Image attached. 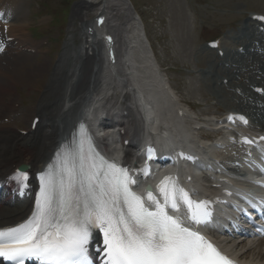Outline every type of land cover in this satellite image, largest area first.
I'll return each mask as SVG.
<instances>
[{"label": "snow or ice", "instance_id": "1", "mask_svg": "<svg viewBox=\"0 0 264 264\" xmlns=\"http://www.w3.org/2000/svg\"><path fill=\"white\" fill-rule=\"evenodd\" d=\"M154 152L148 149L149 160ZM10 179L27 187L28 176L19 169ZM40 182L31 216L0 228V258L8 264H94L89 251L94 229L103 234V249H96L103 252L102 264H233L204 236L169 215L182 201L192 222L206 223L211 218L207 201L192 200L175 177H165L159 185L163 203L149 188L153 208L145 206L132 190L136 181L129 169L99 156L84 129L79 144L63 146ZM249 204L264 213V200Z\"/></svg>", "mask_w": 264, "mask_h": 264}, {"label": "rangeland", "instance_id": "2", "mask_svg": "<svg viewBox=\"0 0 264 264\" xmlns=\"http://www.w3.org/2000/svg\"><path fill=\"white\" fill-rule=\"evenodd\" d=\"M87 1L88 0H32V11L29 9L25 16L26 24H28V28L26 27L27 31L30 32L34 41L45 42L48 37H51L52 43L45 48L41 56H28L23 59L22 66L19 67L16 72L19 76V80L17 84H15V88L3 95V102L11 103L12 100L16 98L17 100H24L27 105H29L40 98L38 97L40 95V90H46V87L43 85L44 82L45 85L47 81L51 83L49 89L46 91L57 88L60 84H63V86L66 85V74L69 72L60 75L62 71H58V67L56 66L54 68V66L57 64L58 57L63 56L65 51L68 52L67 46L71 49V53L73 48L78 51L83 47L85 39L80 37L81 19L83 17L77 15L83 7L87 5L90 6ZM131 1L135 11L139 13L144 22L143 25L146 29L149 43L154 50L155 59L166 71V75L169 77L174 92L179 95L183 102H187L197 109L195 113L190 112V117L185 120L187 127L191 128L190 126L195 123L192 121L193 118H191L195 115L199 117L213 115L216 114L217 111L221 112L229 108H237L238 104L244 100L254 101L256 99L249 95L240 98L234 91H230L229 88L227 90L225 88L218 90L214 86L215 79L210 77V75L205 76L202 72L205 69H209L208 67H216L213 60L216 58V53L208 51L205 42L208 39L220 36L223 49H225V51L228 50L231 55H235L234 52H236L237 46L243 43L238 41L240 40L239 38L236 39L239 35L240 27L243 25L245 26L246 22H249V12L255 11L264 13V0ZM119 2L121 5L123 4L122 0H116L114 3ZM97 8L96 3L94 6H90L89 9H83L90 19L97 12ZM41 13H46L54 17L52 20L53 23L47 24L45 22L44 25H37L36 17ZM113 13L116 14V11ZM131 17V14L125 10V12H121L117 16L114 15V18L109 20V25L127 22ZM42 20L50 21L51 19L49 16H46ZM110 30L113 31L116 36L118 35V32L116 34V27L115 31L112 29ZM118 38L117 36V39ZM243 39L247 38L243 37ZM133 42V50H139L138 43L136 41ZM148 51L151 55V51ZM252 56L254 55L237 56L235 63L236 65L238 63V65L234 67L235 71L232 74L234 83H250L251 89L252 84L258 83L259 79L264 76V72H262L263 70H261L259 66L261 63H264V55L256 54V63L253 62L254 60L250 59ZM125 59H127V57H125ZM104 60L106 63L105 56ZM74 62V59L70 60L66 70L69 69ZM44 63L50 67L49 73H45L43 77H38L35 80L37 81L36 84L39 85V90H33L31 91L32 93H27V84L35 82L28 81L27 72L31 70L32 67ZM130 66L131 61H128L126 68ZM51 67L58 71L56 78ZM221 74L227 75L226 73ZM58 75L60 76L58 77ZM240 76H242L241 81L239 80ZM216 81L218 85H220L222 83V76L216 77ZM60 94L62 95V91H59V94L55 93L51 95L49 98L50 101L59 100L58 95ZM215 101H218V103L214 104ZM258 101H262V99H257L255 102ZM196 102H200V105H197ZM3 107L4 106L0 104V112L3 110ZM22 110L25 114L30 116L27 107L24 109L22 108ZM201 120H203V118ZM21 124H24V121L21 122ZM29 125L30 122L28 121L25 127L29 128ZM204 132L207 133L204 130L195 131V133H193V138H199L205 134ZM225 153L226 152H223V154ZM251 254L252 250L249 254L250 260L257 261L255 257H251ZM262 254H264L263 248L260 250L258 256Z\"/></svg>", "mask_w": 264, "mask_h": 264}, {"label": "bare ground", "instance_id": "3", "mask_svg": "<svg viewBox=\"0 0 264 264\" xmlns=\"http://www.w3.org/2000/svg\"><path fill=\"white\" fill-rule=\"evenodd\" d=\"M112 1L113 0H94L92 3L89 2V4L90 6H94L97 3V10H101L102 12L112 10V14H114L113 12L116 11V14H114L116 16L121 12H125V10L126 12L128 11L126 3H123L119 7L120 2L114 3ZM90 6L87 5L83 8L89 9ZM0 9L5 12L3 19H0V27L2 28V32L4 33L5 31L8 36H13L18 39L17 44L10 43V48L4 54L0 55V104L4 106L3 110L0 112V177L4 178L5 176L9 175L15 166L22 163L28 164L34 171H39L44 163L52 160L53 156L57 153L60 147H63L65 144L70 142V137L74 126L82 118H84L86 113H91L90 111L92 110V107L96 108L97 105L99 107L102 105L101 108L108 111L109 118L106 120V122L114 121L116 124H118V126L127 128V133L121 137V148L125 150L126 158L132 157L139 146V134L145 132L144 124L138 117H135L133 121H130L129 116H119L115 112L118 102L113 101L115 98L108 97L106 94V90L112 88V81H110L111 78L109 77L111 74H102L105 68L103 55L100 48V40L97 38V35H89V25H87L88 16L87 13L84 12V9H81L77 16L83 17L81 20L83 23H85V25H83V29L81 30L82 36L86 35V44H89V46L84 48L85 53H83V50L76 51L74 55L66 51L64 52V55L60 57L58 64H56L54 68L57 66L58 71H62L60 72V75L69 72L66 74V85L63 86V84H60L57 86V88L46 91L49 89L51 83H48L47 81V84L45 85L44 82L43 85L46 87V92H43L44 94L42 93L41 98H38L37 102L33 105V113L35 112L36 116L41 117L38 127L35 131L29 128L27 134L24 136L18 134V131L15 129V122L19 121L21 116L15 117V113L18 112L14 106L16 98L13 99L11 103H5L3 102V95L9 93L13 88H15V84H17V81L19 80V76L16 74V72L19 67L22 66L23 59L29 56L25 51H22L20 45L23 47L27 46L37 48L38 52L42 51V47L39 44L33 43L30 37H27L28 35L26 32V27L28 24H26L25 21V16L27 14L25 11V0H2V2H0ZM11 15H13V17H10ZM114 15L112 17H114ZM4 23H9L10 27L4 28L2 26ZM111 27H116L117 29L118 36L120 37V51H122L121 58H124L127 54V49L129 48L127 42L124 40H126V37L129 34L134 36L137 35L136 37H138V34L141 31L138 29L136 22L132 21L130 18L127 20V22H119L118 24ZM85 29L86 31L83 32ZM254 33L257 34L255 29ZM251 48L252 44H246L244 53H249ZM258 51H263L262 55H264V42L262 48L258 49ZM253 54L254 56L250 57V59L254 60L253 62L256 63V54ZM234 57L237 59L235 55ZM71 58L79 61L80 64L75 63L69 67V70L65 71ZM145 61L146 60L144 58L141 60L136 58H134V60L132 59L133 63L135 62L145 64ZM118 65L121 73H117L116 71L115 77L116 79H119V81L123 83L125 82L123 85L124 91L126 90L124 94L125 97L127 94H129L130 86L127 83L129 78L123 69L124 61L122 59L119 61ZM259 66L260 69L263 70L262 72H264V63H261ZM54 68H52V70L56 78L58 71H56ZM49 69L50 67L45 63L32 67V69L27 72L28 81H35L38 77H43L45 73H49ZM114 69L116 70V66ZM148 70L149 69H146L145 72H148ZM60 75H58V77ZM148 77L149 76L147 75L138 73L135 82L145 81L148 79ZM55 78L53 79L56 80ZM260 80H262L264 83V76H262ZM36 83L37 81L31 84L28 83L29 85L27 84V86L33 89L39 86ZM257 86L261 85L258 84ZM149 90L150 94L152 95L158 94L157 89H155L156 91L152 88ZM59 91H62V98L59 102L52 105L49 101V98L55 93L59 94ZM103 100H105V102ZM148 103L151 106V103ZM240 105L244 108H249L250 111L252 110L251 112L254 113L253 115L262 122L261 129H264V107H261L260 104H255L252 102L245 105L241 103ZM176 106L177 109L181 108L179 105H175V107ZM124 107V110L131 108L127 104H125ZM152 108L153 106H151V110ZM156 110L161 111L163 116L157 111L156 114L158 116L152 115V117H150L149 123L152 129H157L158 122L167 120L168 123L172 124L179 130L186 132L183 130V128L186 127L182 124V118H179L176 113L174 115L169 108L164 109L163 107H157ZM149 116L151 115L149 114ZM3 117H10V122L4 123ZM33 118L31 119V125ZM160 131H166L164 134L167 133V130L163 128H160ZM126 139H131V143L128 146L124 145ZM101 144L104 147H107L105 138L101 140ZM209 151L213 153L215 152V148H210ZM30 209V204H26L25 202H23L19 207L14 208L6 207L3 204H0V225L11 224L18 221V219H20L22 216H25L30 211ZM261 241H264V239ZM246 247L247 246L243 244L241 248L232 247L231 250H235V253L241 258L249 259L248 261L251 262L255 261L250 260L249 254L242 253V250ZM262 248L264 249V245L261 244L255 249L252 248V254H255H251V257H255V259H264V254L258 256Z\"/></svg>", "mask_w": 264, "mask_h": 264}]
</instances>
